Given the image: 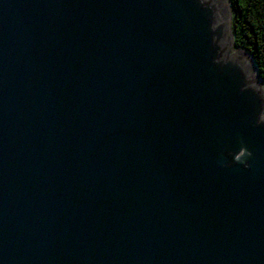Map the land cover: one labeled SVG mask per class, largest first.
Wrapping results in <instances>:
<instances>
[{"label":"water","instance_id":"95a60500","mask_svg":"<svg viewBox=\"0 0 264 264\" xmlns=\"http://www.w3.org/2000/svg\"><path fill=\"white\" fill-rule=\"evenodd\" d=\"M245 56L227 0H0V264H264Z\"/></svg>","mask_w":264,"mask_h":264},{"label":"trees","instance_id":"16d2710c","mask_svg":"<svg viewBox=\"0 0 264 264\" xmlns=\"http://www.w3.org/2000/svg\"><path fill=\"white\" fill-rule=\"evenodd\" d=\"M234 46L252 59L264 82V0H228Z\"/></svg>","mask_w":264,"mask_h":264},{"label":"bare ground","instance_id":"6f19581e","mask_svg":"<svg viewBox=\"0 0 264 264\" xmlns=\"http://www.w3.org/2000/svg\"><path fill=\"white\" fill-rule=\"evenodd\" d=\"M236 52H232V54H234ZM246 57V56H245ZM247 58V57H246ZM247 60L249 61L250 65H251V68H252V71L255 75V78H256V81H257V86H258V89L261 91V88H263L264 86L261 84V82L259 81L258 77H257V73L252 65V63L250 62V60L247 58Z\"/></svg>","mask_w":264,"mask_h":264},{"label":"rangeland","instance_id":"374dc122","mask_svg":"<svg viewBox=\"0 0 264 264\" xmlns=\"http://www.w3.org/2000/svg\"><path fill=\"white\" fill-rule=\"evenodd\" d=\"M228 1V0H227Z\"/></svg>","mask_w":264,"mask_h":264}]
</instances>
